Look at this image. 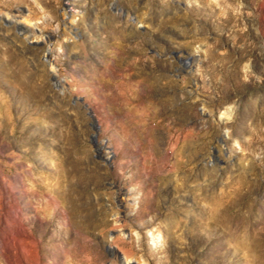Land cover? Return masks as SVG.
<instances>
[{
	"label": "rangeland",
	"instance_id": "374dc122",
	"mask_svg": "<svg viewBox=\"0 0 264 264\" xmlns=\"http://www.w3.org/2000/svg\"><path fill=\"white\" fill-rule=\"evenodd\" d=\"M0 232V264H264V0H0Z\"/></svg>",
	"mask_w": 264,
	"mask_h": 264
},
{
	"label": "bare ground",
	"instance_id": "6f19581e",
	"mask_svg": "<svg viewBox=\"0 0 264 264\" xmlns=\"http://www.w3.org/2000/svg\"><path fill=\"white\" fill-rule=\"evenodd\" d=\"M18 26L20 27L21 31H23L24 34H27V33H31L32 34L33 32L35 33V31L33 29L25 27V26L19 24V22H18ZM19 27H18V29H19ZM29 36H30V34H29ZM0 239H1L0 253L5 255L7 251H10L8 249V245L6 244V241H5V240H7V236L5 235V233L0 232Z\"/></svg>",
	"mask_w": 264,
	"mask_h": 264
}]
</instances>
